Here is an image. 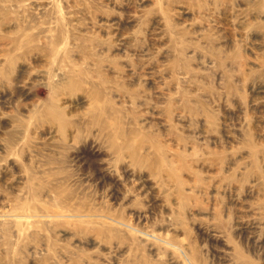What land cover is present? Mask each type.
Wrapping results in <instances>:
<instances>
[{
    "label": "rangeland",
    "instance_id": "rangeland-1",
    "mask_svg": "<svg viewBox=\"0 0 264 264\" xmlns=\"http://www.w3.org/2000/svg\"><path fill=\"white\" fill-rule=\"evenodd\" d=\"M0 264H264V0H0Z\"/></svg>",
    "mask_w": 264,
    "mask_h": 264
}]
</instances>
